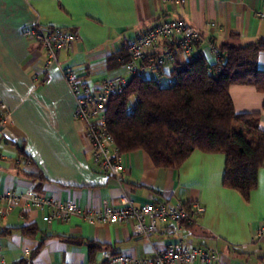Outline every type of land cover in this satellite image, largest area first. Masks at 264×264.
<instances>
[{"label": "crops", "instance_id": "crops-1", "mask_svg": "<svg viewBox=\"0 0 264 264\" xmlns=\"http://www.w3.org/2000/svg\"><path fill=\"white\" fill-rule=\"evenodd\" d=\"M173 18H184L198 32L191 55L200 50L210 65L216 62L212 47L231 33L238 34L236 45L264 38V0H0L1 125L21 140L18 146L0 132V193L33 192L81 208H99L103 200L120 205L125 195L136 204L204 207L196 222L166 220L146 238L133 233L131 222L89 223L76 215L44 221L46 211L21 200L0 216V264H109L105 252L142 258L177 242L211 249V264H264V235L255 237L264 226V162L248 200L222 185V153L194 150L177 169L155 167L141 150L123 153L124 170L115 178L94 169L82 126L73 119L75 102L60 66H74L92 85L124 74L108 57L124 53V43L153 24ZM34 24L76 34L57 63L47 64L43 45L25 37L24 28ZM190 56L179 54L164 73ZM257 64L264 69V50ZM229 94L236 112L259 113L264 131V92L233 84ZM21 148L29 160L20 158ZM24 226L34 233L24 234ZM90 244L97 247L91 250Z\"/></svg>", "mask_w": 264, "mask_h": 264}, {"label": "trees", "instance_id": "trees-1", "mask_svg": "<svg viewBox=\"0 0 264 264\" xmlns=\"http://www.w3.org/2000/svg\"><path fill=\"white\" fill-rule=\"evenodd\" d=\"M237 37L231 33L228 41L215 46L218 58L212 65L200 50L184 62H175L168 84L151 77H129L122 93L110 98L105 117L119 151H144L155 167L172 169L194 150L222 153V185L248 200L264 162V131L258 112L234 110L229 87L251 85L264 92V69L257 64L264 38L236 45ZM124 57V53L109 56L108 62L122 65ZM19 152L21 159L29 160L23 148ZM21 230L32 235L35 229ZM95 247L90 244L91 250ZM29 263L21 259L13 264Z\"/></svg>", "mask_w": 264, "mask_h": 264}, {"label": "built area", "instance_id": "built-area-1", "mask_svg": "<svg viewBox=\"0 0 264 264\" xmlns=\"http://www.w3.org/2000/svg\"><path fill=\"white\" fill-rule=\"evenodd\" d=\"M23 33L25 37L43 45L47 64L57 63L59 51L70 49L77 38L74 32L39 24L25 27ZM197 39L198 32L184 18L155 23L132 41L124 43L125 57L121 59L124 74H115L97 85L83 81L74 66H60L75 102L73 119L82 126L94 169L115 178L124 170L123 153L115 145L106 125L105 117L110 98L122 93L131 76L146 77L147 73L153 72L154 76L151 78L162 83L161 79L165 77V84H168L170 76L163 71L165 64L175 61L179 54L190 56ZM212 52L217 61L215 47H212ZM21 200H25L28 207L46 211L42 216L44 221H66L76 215L89 223L131 222L133 233L146 238L159 231L161 222L175 220L194 223L204 212V207L198 202L170 204L158 201L136 204L125 195L120 205L103 200L99 208H81L78 203L70 200L60 202L33 192L8 191L0 193V216L6 213V207L10 208ZM263 235L264 226L257 231L255 237L261 238ZM104 254L109 264H189L195 260L202 264H211L216 258L215 252L207 247L187 248L180 242L169 244L142 258L108 252Z\"/></svg>", "mask_w": 264, "mask_h": 264}, {"label": "water", "instance_id": "water-1", "mask_svg": "<svg viewBox=\"0 0 264 264\" xmlns=\"http://www.w3.org/2000/svg\"><path fill=\"white\" fill-rule=\"evenodd\" d=\"M0 132L9 140L15 141L18 146L21 145V140L18 139L8 128L0 125Z\"/></svg>", "mask_w": 264, "mask_h": 264}, {"label": "rangeland", "instance_id": "rangeland-1", "mask_svg": "<svg viewBox=\"0 0 264 264\" xmlns=\"http://www.w3.org/2000/svg\"><path fill=\"white\" fill-rule=\"evenodd\" d=\"M145 76L148 77V73H147V75H145ZM161 81H162L163 84H165V77H163V78L161 79Z\"/></svg>", "mask_w": 264, "mask_h": 264}]
</instances>
